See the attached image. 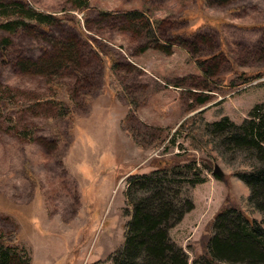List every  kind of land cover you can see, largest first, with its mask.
Masks as SVG:
<instances>
[{
	"label": "rangeland",
	"instance_id": "374dc122",
	"mask_svg": "<svg viewBox=\"0 0 264 264\" xmlns=\"http://www.w3.org/2000/svg\"><path fill=\"white\" fill-rule=\"evenodd\" d=\"M0 43V236L20 264H114L128 180L183 152L203 182L176 184L193 208L167 232L194 264L219 209L250 193L235 173L259 164L204 123L264 101V0H0ZM197 112L192 140L178 126Z\"/></svg>",
	"mask_w": 264,
	"mask_h": 264
},
{
	"label": "trees",
	"instance_id": "16d2710c",
	"mask_svg": "<svg viewBox=\"0 0 264 264\" xmlns=\"http://www.w3.org/2000/svg\"><path fill=\"white\" fill-rule=\"evenodd\" d=\"M39 17L62 22V18L54 14L40 13ZM20 23L17 18H11L1 27L10 30ZM0 53L5 57L2 43ZM66 58L70 59L68 53L60 52L54 62L65 63ZM199 114L184 119L178 126V133L185 130L189 139L200 138V131L195 128ZM204 124L205 130L211 129L219 143L226 141L254 151L259 164L251 170L235 173L250 193L239 206L225 204L219 209L213 231L207 237L203 251L194 258V264H264V216L260 220L253 216V211L264 212V101L254 105L248 118L239 125L230 122L226 116ZM183 157L184 152L175 153L174 159L156 162V169L151 173L128 180L126 202L131 206V212L124 227L123 246L115 252L114 264H188L185 252L170 240L167 232L193 208L187 196L176 201V184L182 183L183 179L188 187L203 182L197 168H192L189 155L184 160ZM136 191L145 194H140L132 203L130 197ZM17 240L16 236L11 239L0 236V264L26 263L27 259L25 261L21 255L23 248Z\"/></svg>",
	"mask_w": 264,
	"mask_h": 264
},
{
	"label": "water",
	"instance_id": "95a60500",
	"mask_svg": "<svg viewBox=\"0 0 264 264\" xmlns=\"http://www.w3.org/2000/svg\"><path fill=\"white\" fill-rule=\"evenodd\" d=\"M212 173H213V175L214 176H216V177H222L223 176V172H222V170L220 169V167L219 166H217V165H214V168H213V170H212Z\"/></svg>",
	"mask_w": 264,
	"mask_h": 264
},
{
	"label": "built area",
	"instance_id": "2783aa9c",
	"mask_svg": "<svg viewBox=\"0 0 264 264\" xmlns=\"http://www.w3.org/2000/svg\"><path fill=\"white\" fill-rule=\"evenodd\" d=\"M259 80H261V81L264 80V75ZM259 80H256V82L259 81Z\"/></svg>",
	"mask_w": 264,
	"mask_h": 264
}]
</instances>
